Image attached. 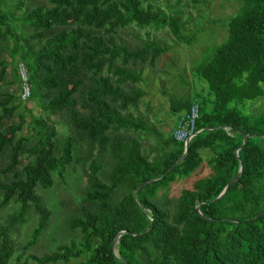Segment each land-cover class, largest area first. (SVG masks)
Masks as SVG:
<instances>
[{
  "label": "trees",
  "instance_id": "1",
  "mask_svg": "<svg viewBox=\"0 0 264 264\" xmlns=\"http://www.w3.org/2000/svg\"><path fill=\"white\" fill-rule=\"evenodd\" d=\"M25 1L0 0V82L12 68L19 86L18 92L0 91V208L16 205L3 231L0 264L11 257L15 226L35 218L30 245L46 232L52 212L40 191L52 189L56 176L64 179L77 144L88 156L97 153L69 221L78 241L30 260L264 264V110L246 113L264 97V0H233L240 8L225 23L228 39L196 70L208 94L176 102L172 110L184 114L167 137L154 130L148 146V121L134 113L147 96L138 84L168 46L141 40L131 47L119 33L169 29L177 43L191 45L196 33L186 32L181 10L166 11L156 0ZM20 63L46 117L27 113ZM194 104L200 107L201 132L177 164L185 144L173 132ZM57 115L66 119L64 134L50 120ZM204 160L212 174L171 197V184L195 173ZM241 168V178L217 200Z\"/></svg>",
  "mask_w": 264,
  "mask_h": 264
},
{
  "label": "rangeland",
  "instance_id": "2",
  "mask_svg": "<svg viewBox=\"0 0 264 264\" xmlns=\"http://www.w3.org/2000/svg\"><path fill=\"white\" fill-rule=\"evenodd\" d=\"M161 8L167 11V7L180 9L183 20L186 23L185 30L189 35L196 33L193 43H177L169 29L133 27L129 31H120L121 40L131 47L142 45V41L151 40L163 46H168V51L155 63L154 67L147 66L143 73L144 81L138 86L147 92L139 109L134 113L141 115L147 122L151 136L150 141L144 140V146L154 143L157 135L154 130L167 137L182 111H173L176 102L200 93L206 96L209 91L208 83L196 76V70L209 63L217 49L228 39V29L225 23L239 10L240 4L233 0H156ZM29 0L25 1L28 4ZM24 9V8H23ZM22 10L16 11L20 14ZM142 40V41H141ZM2 58L11 61L9 52H3ZM22 77L25 67L19 64ZM28 74V73H27ZM29 76V74H28ZM22 86V81L20 87ZM31 86V85H30ZM9 90L18 92L19 86L12 68L8 69L6 79L0 82V91ZM34 98L23 100L27 113L32 117H46L43 100L39 96L36 86L32 87ZM36 92V94H35ZM264 110V97L251 104L246 113H259ZM29 117L30 119H32ZM60 133H65L66 119L60 115L51 116ZM80 144L75 145L74 161L64 174V179L55 177V185L52 189L42 190L40 194L45 204L51 210L52 215L49 226L36 245H30L33 224L35 218L23 225L15 226L10 233L12 241V254L7 264H37L30 260L32 255L44 256L58 250V247L69 244L73 239L78 241V233L70 229L69 221L75 215L77 207L84 196V190L88 186V172L91 161L96 159L97 153L88 156ZM108 161L105 162L103 172L109 173ZM212 174V169L204 160L203 165L192 175L178 179L172 183L169 195L178 198L183 190L191 189L194 183ZM16 209L15 204L0 208V250L4 245V229L9 227L8 217ZM84 260L78 259L68 264H82Z\"/></svg>",
  "mask_w": 264,
  "mask_h": 264
},
{
  "label": "built area",
  "instance_id": "3",
  "mask_svg": "<svg viewBox=\"0 0 264 264\" xmlns=\"http://www.w3.org/2000/svg\"><path fill=\"white\" fill-rule=\"evenodd\" d=\"M31 92L29 76L25 70L22 73V99L28 100L31 97ZM199 119L200 107L198 104H194L190 111L180 118L178 125L173 132L174 139L185 145L187 142H191L201 132L197 129Z\"/></svg>",
  "mask_w": 264,
  "mask_h": 264
},
{
  "label": "water",
  "instance_id": "4",
  "mask_svg": "<svg viewBox=\"0 0 264 264\" xmlns=\"http://www.w3.org/2000/svg\"><path fill=\"white\" fill-rule=\"evenodd\" d=\"M249 138H250V136L249 135H246L245 136V142L244 143H246ZM189 146H190V142H187V144L185 145V153H184L183 157L177 162V164H179L180 162H182L185 159V157L187 156L188 151H189ZM242 171H243V168H241V172L239 173V175L229 183V185L226 187V189L224 190V192L220 195V197L217 200H220L229 191L230 187L241 178ZM136 193H137V190L134 192V195L135 196L137 195ZM138 203L140 204L139 201H138ZM197 210H198L199 214H201L200 206H198Z\"/></svg>",
  "mask_w": 264,
  "mask_h": 264
},
{
  "label": "crops",
  "instance_id": "5",
  "mask_svg": "<svg viewBox=\"0 0 264 264\" xmlns=\"http://www.w3.org/2000/svg\"><path fill=\"white\" fill-rule=\"evenodd\" d=\"M175 125H176V124H175ZM175 125H174V126H175Z\"/></svg>",
  "mask_w": 264,
  "mask_h": 264
}]
</instances>
